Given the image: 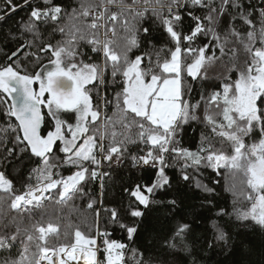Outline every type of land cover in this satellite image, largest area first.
Returning <instances> with one entry per match:
<instances>
[{
	"label": "snow or ice",
	"instance_id": "6c2138e0",
	"mask_svg": "<svg viewBox=\"0 0 264 264\" xmlns=\"http://www.w3.org/2000/svg\"><path fill=\"white\" fill-rule=\"evenodd\" d=\"M0 264H264V0H0Z\"/></svg>",
	"mask_w": 264,
	"mask_h": 264
},
{
	"label": "trees",
	"instance_id": "16d2710c",
	"mask_svg": "<svg viewBox=\"0 0 264 264\" xmlns=\"http://www.w3.org/2000/svg\"><path fill=\"white\" fill-rule=\"evenodd\" d=\"M18 15H23V13L21 12V13H18ZM190 135H193L192 133H190Z\"/></svg>",
	"mask_w": 264,
	"mask_h": 264
}]
</instances>
